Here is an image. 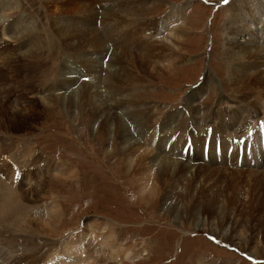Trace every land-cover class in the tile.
<instances>
[{"label":"rangeland","instance_id":"obj_1","mask_svg":"<svg viewBox=\"0 0 264 264\" xmlns=\"http://www.w3.org/2000/svg\"><path fill=\"white\" fill-rule=\"evenodd\" d=\"M80 1L49 8L43 0H18L15 14L25 12L32 18L46 44L42 56L33 62L35 69L42 74L52 66H61L63 71L66 64L71 72L87 76L85 62L75 55L92 52L86 46L97 33L104 37L106 46L113 43L112 50L101 57L103 78L108 77L111 67L118 66L116 52L139 60L150 46L157 51L167 49L166 54L157 53L145 76L147 98L139 96L141 101L131 103L141 108L139 114H145L150 122L145 127L147 134L140 135L142 127H138L134 136L163 159L175 154L171 155L175 162L189 163L191 173L179 182L184 192L173 203L184 219L176 224L163 210V202L155 199L147 204L140 200L131 176L123 173L116 156V139L107 141L93 133L86 113L74 118L73 113L79 110L74 104L57 102L63 92L51 93L49 97L55 102L42 106L39 93L55 87L54 76L38 75L32 83L19 74L13 79L12 69L6 78L0 75L5 79L0 81V179L13 187L16 197L22 194L24 205L18 209L11 205L2 211L7 216L0 218V253L6 263L53 264V254L68 262L66 257L72 254L74 263L70 264H264V60L242 52L232 59L227 55L232 48L264 51V0H147L144 22H155L161 29L168 16L170 20L175 15L179 21L176 25L183 27L169 43L165 37L171 30L154 31L151 27L142 31L125 22L127 13L137 10L141 0H85L86 5ZM124 8L127 13H123ZM90 9L98 15L87 24L96 31L86 35L85 44L76 42L75 48L65 45L60 36L59 62L56 59L53 63L50 50L57 38L55 28H51L52 18L73 20L81 16V10ZM102 21L112 23L113 38L102 30ZM4 50L5 46L0 52ZM14 61L19 67L23 65L21 59ZM244 66L249 67L246 73L237 77L232 69L238 72ZM19 69L16 72L24 73ZM257 72L258 81L250 83L246 77ZM240 77L243 80L239 81ZM84 78L88 85L90 78ZM164 120L168 125L163 129ZM160 141H166L164 147L159 146ZM48 164L53 168L46 172ZM202 164L210 169L204 171ZM59 166L72 169L74 174L56 178ZM38 187L43 192L36 190ZM187 188L195 193L189 194ZM52 206L60 211L56 227L52 231L40 228L38 221H48L47 208ZM106 225L108 232L103 230ZM110 234L113 244L105 241ZM109 244L119 252L113 253ZM124 248L131 249L134 260L124 259ZM69 251L72 253L66 255Z\"/></svg>","mask_w":264,"mask_h":264},{"label":"bare ground","instance_id":"obj_2","mask_svg":"<svg viewBox=\"0 0 264 264\" xmlns=\"http://www.w3.org/2000/svg\"><path fill=\"white\" fill-rule=\"evenodd\" d=\"M43 1L46 3V5L49 8H51V7L53 8V6H55V5H62L63 6L66 3L69 4L72 1L79 2L80 0H70V1L69 0H43ZM102 1H104V0H102ZM82 3H83V5H86V4H84L85 0L83 2L80 1L79 4L82 5ZM118 3H122V2H118ZM145 3H147V0H141L139 7L135 3L134 6H135V8L137 6L138 9L132 13L131 12L127 13L128 9L124 8L123 13L125 12L128 14V18L124 19L125 22L126 21H127V23L131 22L130 23L131 26L137 25L139 27V30L142 29V31H150L151 27H152V30H154V31L155 30L156 31L157 30H159V31L163 30V31L168 32L171 30L170 34L168 32L167 37H165L166 41H168L167 43H169V40L171 42L173 40H175L176 35L179 33L177 31L183 30L182 26L179 27L178 25H176L179 23L177 16L172 15L170 20H169V16H168L165 24L163 23L162 28L159 29V27H160L159 24L155 25L154 24L155 22L149 23V21H145V22L143 21L144 14H145V8L143 6L145 5ZM17 4H18V0H0V49L3 46V48L1 49V50H3L4 46H5V50L3 52H0V75L2 77L6 78V76H8L7 72L8 71L11 72V70L14 69L13 75H11L12 77H14L13 79H15V75L19 74L20 76H23V78L26 77L27 79H30V81L32 80L31 81L32 83H33V81H34V83L36 82L35 78H39L38 75H42V77H47V74H49V76L50 75L54 76V79L56 82L55 87L50 88V89L44 88L39 93L42 106L45 108L46 106L48 107L55 102L54 99L49 97V95L51 93L58 94L59 91L63 92L64 93L63 96H60L61 95L60 94L59 95L60 97L57 99V102L60 99L61 104H66V105L74 104L79 109L78 111H75L73 113L74 118H77L78 116H82L83 113H86L89 116V119H91V126H92V132L93 133H94V131H96V133H98L97 135L100 134L101 136L105 137V139L107 141H111L112 139L113 140L116 139L117 147H118L117 148L118 152H116L117 153L116 156L120 160L119 162L122 166L121 168L124 170L123 173L127 172L128 176L129 177L131 176V183L133 186V190L136 193V195L140 198V200L144 203H147V204H151L152 202H154L155 199L158 202L159 201L163 202V204H164L163 210L166 213L168 212V214L170 213L169 215L171 218H173L174 223L179 224L181 218H182V220L184 218H183V215L181 217H179L181 212L178 210L177 211L175 210L174 206H176V205L175 204L173 205V203L175 202L176 198L182 197V196H180V194L183 193L184 191H183V188H180L179 185L181 183L179 184V182L184 181V178L187 176V174L191 173V168L189 166V163L188 164H181V163L175 162V159L172 158V156H174L175 154H171L172 156L169 155V158L163 159V157H160L159 155H157L154 152V150L152 151L151 149L146 148L145 146H142V144H140V139L137 137L135 138L134 134L137 133L138 127H142L139 130L140 135H142V133H144V132L147 134L148 128H145V127H146V124H149L150 122H149V119L146 117L145 114H143V113L139 114V110H141V112H142L141 108L134 106L136 108V110H134V107L131 104L135 99L138 100L139 96L143 97V95L145 96V94L148 93L146 86H145L147 84L146 83L147 79L145 78V76L148 75V73H147L148 69L150 68V66H152L151 64L153 63V61H155V59H157V56H158L157 53L160 51H164L165 52L164 54H166L165 50H167V49L162 48V47H166V46H161L162 49L160 51H157L159 49L151 48V46H150L149 49L145 52V54H143L142 58H140L141 56L137 57V59L140 58L139 60H136L135 57H133L132 55L125 53L123 51L114 53L115 54L114 58L116 59L115 62H118V66L111 67L110 68L111 72H110V74H108V77L106 76L103 78L102 77V71H103L102 68L103 67H102L101 57L102 56L105 57L107 55V51L112 50L113 43H108V45L106 46V42L103 40L104 37L102 38L101 35L99 33H97V34H94L95 36H93L89 40V43L86 46L87 50H90L92 52H89L86 55H83V54L75 55L79 58V60H82L85 62L84 64L86 66V69H87L86 71L88 73L87 76H84V75L78 76L77 72H75L74 70L72 72L70 70H68L66 64L63 67V71H61V66H60V68L52 66L48 69V71H49L48 73H47V71H45L44 73L41 74V72H39L40 69H38V68L35 69L36 63L34 64L33 62L35 60H38L39 57L42 56L41 55L42 52L44 50H46L45 49L46 44L44 43V39H42V37H43L42 34L39 35L38 32L36 31L37 28L34 24L35 22L32 23V18L28 17L27 14H25V12H22L20 15L15 14V11L18 10ZM48 7H47V9H48ZM89 8H90V5H89ZM81 12H82L81 16H79L77 18L72 17L73 20H71L69 17H62V16H61V18H56V17L52 18L51 17L52 18L51 28L52 29L55 28L56 31L54 30L53 32H54V37L57 38V41L54 39L55 41H54L53 46L51 47V50H50V56H51L50 58L52 59L53 63H55L56 59H57V61L59 60V53H60L59 46H60V42L62 40V39L60 40V36L64 39L65 45H67L70 48H75V45H77L76 42L77 43L82 42V41L84 42V39L86 40V35H88L90 32L96 31L95 27L90 29V25L87 24V21L93 22L90 19L95 18V15L97 17L98 14L95 12V10L94 9H90L87 11L81 10ZM59 13L60 12H58V14ZM114 13L116 14V16L119 15L115 10H114ZM123 13H122V15H123ZM241 13L243 14V12H241ZM262 13L264 15V11H262ZM56 14H54V16ZM125 16H127V15H125ZM78 18L80 19L81 22L79 21ZM103 19H104V14H103ZM96 22H97V20H96ZM142 22H144V23H142ZM261 22L264 23V18H262ZM102 24H100V25H102V28H103L102 30L105 31V34L107 35V37L113 38L110 36L111 32H113L112 30L114 29L113 27L112 28L110 27L112 23L110 24L108 21L107 22L102 21ZM138 24L139 25L142 24V26L140 27ZM131 26L130 27L126 26V29H131L132 28ZM170 26H172L171 27L172 29H169ZM120 29H122V27H120ZM134 30L135 29H133L132 31H134ZM126 31H129V30H126ZM67 37H69V38H67ZM85 42H84V44H85ZM6 47H7V49H6ZM9 47L10 48L12 47L11 52H10V49H8ZM79 50H81V49H79ZM85 51H86V49H85ZM240 52H242L244 54H249V56L251 58H256V59L262 58L264 60V51L261 49H257L256 51H252L251 49H249V50L247 49L246 51H242V50L235 51V49L232 48V51H228L227 55L230 59H232V58L238 57ZM89 56L91 57L90 58L91 61H87ZM15 58L18 60L21 59L20 63H23V65L21 64L22 65L21 67L18 66V63L16 64V62L14 61ZM122 64H124L125 67L122 66ZM17 67L20 68L19 71L21 70V68H23L27 73L25 71H24V73L21 71L16 72L15 69ZM105 67H107V66H105ZM241 68L242 69H240V71H238V72H237V68L232 69V71L236 72L235 75H238L237 77H239L242 73H246V71H244V70L248 69L249 67H247V68L241 67ZM42 72H43V70H42ZM72 74H76V76L75 75L71 76V77L67 76V75H72ZM259 76L260 75L257 72L254 75H251V74H250V76L248 75L246 78H249L248 80L251 83V82H257ZM84 77L90 78L89 80H91V81L88 85L86 84V83H88V79H85ZM23 78H22V80H25ZM242 78L243 77H240L239 81H241ZM17 79L14 81H17ZM234 79L236 80V77ZM1 80L4 81L5 79H0V81ZM17 84H19V82ZM27 85H28V83H27ZM17 86H19V85H17ZM22 86H23V84H22ZM12 87H14V86H12ZM25 87H27V86H25ZM31 87H32V84H31ZM133 88H134V90H132ZM243 88H246V87L243 86ZM20 89L21 88H19V90ZM26 90L27 89H25V91ZM249 94H250V92H249ZM193 97L194 96H192V98L190 97V100H193ZM242 100H244V102H245L246 97ZM135 103L137 104V102H135ZM129 104L133 108L127 106ZM255 104H257V103H255ZM109 106L110 107L113 106V108L111 109ZM251 106H253V105H251ZM92 108H94V111H92ZM252 112L254 114V111H252ZM157 120L159 121V119H156V121ZM166 125H168V123L166 120H164L161 124V127H163V129H164V127ZM146 137H147V135H146ZM150 142L151 141H149V143H148L149 147H151ZM143 143H145V142H143ZM165 144H166V141H165V143H162L160 141L159 146L164 147ZM140 151H144V152L142 155L138 156V153H140ZM29 154H32V151H30ZM43 163L44 162L42 161V164ZM202 165H205V164H202ZM48 167H49V169L46 172L50 171L52 165L48 164ZM59 167L60 168L57 167V170H60V172L58 175L56 174L57 175L56 178L59 175H65L66 173L70 174V176H72L74 174L72 169L64 170L63 166H59ZM203 167H204L203 168L204 171H207L210 169V168L206 167V165ZM4 168H6V167H4ZM55 168L56 167H54V169ZM31 175H33V174L31 173ZM191 177L196 178L193 175H191ZM39 178H41V177H39ZM187 178H190V177H187ZM2 180H3V178H2ZM2 180L0 179V218H2L4 215L7 216V213L2 212V211L9 209L11 205H12L11 208H13V209H18L19 206L24 205L22 194L19 193L20 195L18 194V197H16L15 193L12 191L13 187L9 186L8 183H7L8 185H6L4 183V181H2ZM31 181L33 182L32 179H31ZM33 186H35V184H33ZM190 189L187 188L186 190H188L189 194L192 195L193 190H190ZM36 190H39V191L41 190V192H43L42 188H40V187H38ZM193 193H195V191ZM10 197H14V200L11 201ZM28 198H27V200H28ZM202 198H203V196H202ZM200 200H202V199H200ZM37 201H38V199H37ZM188 201H190V200L188 199ZM192 201H194V200L192 199L191 203H193ZM196 203H197V201H196ZM51 204L52 203H50V205ZM170 207H172V209H170ZM48 208H47L48 213L50 210L49 218H47L48 221H45L44 223H43V221L42 222L38 221L39 222L38 225L40 226V228H48L49 230L52 231L56 227L57 221L60 218V213H59L60 211L56 210V208H54L53 206L50 209H48ZM165 208H167V209L165 210ZM187 209H188V206H187ZM191 215H193V214H191ZM17 216H18V214H17ZM193 219H192V221H193ZM50 226H54V227L50 228ZM109 229L110 228L107 225L105 226V228H103V230L104 231L107 230V232L110 231ZM113 234H115V233H113ZM110 235H111L110 237H107V238L104 237L106 242H111V239H114L112 234H110ZM113 243H115V241L111 242V244H113ZM69 244L70 243H68L67 246H69ZM111 244H109V247L112 251H114L113 253H118L119 249L115 250L117 248L112 247ZM28 246H30V245H28ZM70 246H72V245H70ZM30 248H32V247H30ZM124 251L125 252H123V251L122 252L124 254L123 257L125 260H134V258L136 256H133V254L131 253V249L128 248V249H125ZM70 253H72V252L69 251L66 255H70ZM71 255L66 257L68 262L61 261L59 259L60 257L57 258L56 255H54V254H53V256L55 258L52 257L53 258L52 260L49 258L51 260V261L50 260L49 261L53 264H70L71 262H73V260H71L72 259ZM26 256H29V255H26ZM26 259H28V258H26ZM28 261H30V260H28ZM34 261H35V258H34ZM40 263H41V261H40ZM0 264H11V263H6V257L0 253Z\"/></svg>","mask_w":264,"mask_h":264},{"label":"snow or ice","instance_id":"obj_3","mask_svg":"<svg viewBox=\"0 0 264 264\" xmlns=\"http://www.w3.org/2000/svg\"><path fill=\"white\" fill-rule=\"evenodd\" d=\"M225 3H227V0H224Z\"/></svg>","mask_w":264,"mask_h":264}]
</instances>
